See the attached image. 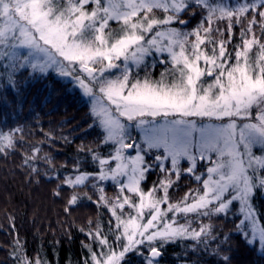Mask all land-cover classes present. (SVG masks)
<instances>
[{
	"label": "snow or ice",
	"instance_id": "snow-or-ice-1",
	"mask_svg": "<svg viewBox=\"0 0 264 264\" xmlns=\"http://www.w3.org/2000/svg\"><path fill=\"white\" fill-rule=\"evenodd\" d=\"M197 10L201 20L187 30L182 16ZM235 26L240 43L233 45ZM0 57L10 62L4 70L12 69L13 89L18 69L74 83L90 102V127L111 146L106 157L88 149L97 171L77 167L63 181L90 184L96 199L84 195L110 214L106 231L97 221L86 233L98 247L84 245L85 264H125L129 253L144 255L142 246L146 264H158V241L206 244L212 225L202 218L221 214L239 213L236 231L264 248V213L254 203V192L264 194V0H0ZM157 64L164 70L153 79L148 69ZM22 131H0V153L14 149ZM156 168L163 175L145 190ZM182 174L199 187L173 201L169 192ZM106 182L117 190L111 198ZM80 199L72 194L65 211ZM17 245L16 264H43Z\"/></svg>",
	"mask_w": 264,
	"mask_h": 264
},
{
	"label": "trees",
	"instance_id": "trees-1",
	"mask_svg": "<svg viewBox=\"0 0 264 264\" xmlns=\"http://www.w3.org/2000/svg\"><path fill=\"white\" fill-rule=\"evenodd\" d=\"M186 18L190 21L187 30H191L199 23L201 15L197 10L194 17L185 13L182 19ZM244 23L246 25L247 21ZM223 26L226 28V23ZM233 32L234 45L240 43V26H235ZM224 38L227 39V33ZM5 65L4 59L0 60V131L16 128L23 131L14 133V149L7 150V154L0 153V264H16L13 252L18 247L17 241L33 261L39 257L43 264H85L90 254L84 245L93 244L86 233L95 229L97 221L106 231L110 214L106 209H98L84 195L87 193L96 199V190L90 184L69 188L63 181L66 177L74 178L77 167L80 171H97L98 165L88 149L106 157L111 146L101 144L98 130L90 127V105L73 84L54 73L37 79L39 74L29 68L12 73L17 82V88L13 89L7 84L12 69L5 71ZM163 69L164 65L157 64L148 71L153 74L152 78H157ZM144 74L141 70V78ZM36 148L40 149L38 158L25 163V156L32 155ZM40 157H47L51 162ZM182 164L187 167L186 162ZM202 164L197 169L198 174L207 167L206 163ZM162 175L159 168L150 172L143 184L145 190ZM197 187L194 178L182 174L169 195L176 201L189 189ZM105 188L108 197L116 194L111 182H106ZM56 191L60 195H55ZM74 193L81 199L66 212L68 199ZM254 195L256 207L264 213V196L261 192ZM240 219L239 213L227 217L221 214L210 220L202 218L203 223L212 225L207 243L177 240L162 247L158 244L161 251L158 264H224V256L230 257L229 264H264V253L258 244H248L244 234L236 231ZM259 219L264 224V216ZM193 227L198 224L194 223ZM97 247L93 244L94 250ZM141 251L144 255L129 253L125 264H146L148 249L142 247Z\"/></svg>",
	"mask_w": 264,
	"mask_h": 264
},
{
	"label": "rangeland",
	"instance_id": "rangeland-1",
	"mask_svg": "<svg viewBox=\"0 0 264 264\" xmlns=\"http://www.w3.org/2000/svg\"><path fill=\"white\" fill-rule=\"evenodd\" d=\"M158 15H162V13H158ZM186 20H189V18H186ZM188 25H189V24H188ZM17 51H18V52H24V51H26V50H24V49H18ZM3 59H4V58L0 57V60H3ZM4 61H5L6 64H9V63H10L8 60H5V59H4ZM163 70H164V69H163ZM163 70H162V71H163ZM51 73L56 74L55 72H51ZM160 73H161V72H160ZM56 75H57V74H56ZM151 76H153L152 73H151ZM59 77H60V76H59ZM159 77H160V74L157 76V78H153V79H159ZM60 79H63L64 81L68 82V80H67L66 78L60 77ZM71 84H73V86L79 90V88L76 87V85H75L74 83H71ZM79 91H80V90H79ZM80 93H81V92H80ZM84 98H85V100H87V102H88L89 105H90V102L88 101V98H86V97H84ZM197 119H199V118H197ZM205 122H207V121H205ZM133 135H134V136L137 138V140L139 141L140 131H139L138 129H136V130L133 131ZM132 154H133V155L135 154L134 151L132 152ZM204 163H206V162H204ZM262 196H264V194H262ZM242 218H243V217H242ZM249 238H251V237L249 236ZM254 243H257L258 246H259L260 251H262V252L264 253V248L261 247V245L259 244L258 240H257V241H254ZM158 244H160L159 241L157 242V245H158ZM142 247H143V246H142ZM142 247H141V248H142ZM148 253H149V252H148Z\"/></svg>",
	"mask_w": 264,
	"mask_h": 264
},
{
	"label": "water",
	"instance_id": "water-1",
	"mask_svg": "<svg viewBox=\"0 0 264 264\" xmlns=\"http://www.w3.org/2000/svg\"><path fill=\"white\" fill-rule=\"evenodd\" d=\"M159 257L156 258V260L158 259Z\"/></svg>",
	"mask_w": 264,
	"mask_h": 264
}]
</instances>
